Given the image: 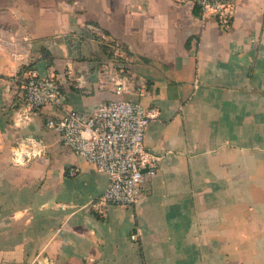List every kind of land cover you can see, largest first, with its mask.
<instances>
[{
	"label": "crops",
	"instance_id": "0c3cea01",
	"mask_svg": "<svg viewBox=\"0 0 264 264\" xmlns=\"http://www.w3.org/2000/svg\"><path fill=\"white\" fill-rule=\"evenodd\" d=\"M103 35L146 80L122 97L157 110L159 159L135 204L99 215L106 174L45 122L118 97L98 81ZM28 74L65 101L20 122ZM26 138L42 152L14 164ZM0 264H264V0H234L227 28L191 0H0Z\"/></svg>",
	"mask_w": 264,
	"mask_h": 264
},
{
	"label": "built area",
	"instance_id": "2783aa9c",
	"mask_svg": "<svg viewBox=\"0 0 264 264\" xmlns=\"http://www.w3.org/2000/svg\"><path fill=\"white\" fill-rule=\"evenodd\" d=\"M202 16L215 15L219 26L227 28L233 15L234 0H191ZM111 52V58L100 63L98 81L100 87L113 92L116 99L103 101L95 110L66 109L59 117H48L45 125L58 134L59 140L87 163L106 174L105 190L90 200V207L99 215H105L108 206L135 204L141 195L145 176L157 171L159 157L144 145L145 130L157 117V110L145 107L134 98L146 92V80L135 75L120 62L123 52L119 42L102 36ZM24 107L16 121H28L31 115L44 105L62 107L65 97L60 80L56 76L28 74L21 80ZM42 152V145L34 138H26L23 147L13 151L14 164H26ZM78 171L69 170L70 175ZM132 238L136 234L131 235Z\"/></svg>",
	"mask_w": 264,
	"mask_h": 264
}]
</instances>
